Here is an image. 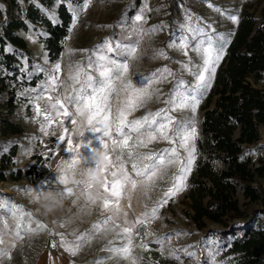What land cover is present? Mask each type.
Listing matches in <instances>:
<instances>
[{
  "label": "rangeland",
  "instance_id": "374dc122",
  "mask_svg": "<svg viewBox=\"0 0 264 264\" xmlns=\"http://www.w3.org/2000/svg\"><path fill=\"white\" fill-rule=\"evenodd\" d=\"M34 1L39 3L38 0ZM62 1L68 4L72 13L75 8L80 7V5L73 6L70 0H56L51 8L44 6V12L56 20L57 7ZM19 2L21 6L26 7V0ZM262 5L264 0H92L87 9L80 12L75 21L72 20L69 34L64 42V50L55 61L49 59L48 52L41 42V37L47 34L42 25L30 24L28 30L19 29L17 32L26 38L31 51L19 52L21 68L27 78L38 73H42L43 78L35 87L18 88L17 93L27 100L22 102L10 117L24 126V132L4 140L1 151H7L11 144L18 145V153L14 158L15 166L10 167V170L27 169L36 162L35 155L42 156L45 173L40 178L24 176L18 181L0 180V203L11 205V212L7 208H0V241H2L0 250L7 253L0 255V264H37L45 254L50 255V259L56 255L58 259H64L67 264H95L97 261L101 264H132L131 260L106 251L108 248H117L127 243L123 235H116L111 223L106 226L107 230L89 234L92 225L104 219L100 215L99 201L96 205H86L84 197H81L76 204H73V197L61 200L55 195L57 190L66 187L59 183L61 172L58 168L63 166V161L69 155L64 151L68 146L67 139L71 137L75 145L81 139L78 131L85 132V135L88 133L83 121H78L77 125L65 121L62 125L60 121L64 120V117L56 116L50 106L55 103L57 96L63 98L72 91V88L79 87L69 79L78 66L81 68V79L85 70L98 77L95 64L101 53L97 51V46L108 39L113 44H137L138 58L129 60V71L126 74V79L131 80L134 85L139 84L141 78L149 76L160 68L167 67L173 73L166 82L152 85L153 88L161 89L159 99L154 98L147 108L133 112L128 119L141 117L147 112H155L167 106L163 101L168 98V94L178 81H183L180 90L187 92H191L200 83L195 73L202 69L203 61L200 54L195 51V47L208 36L213 38L214 44L216 42L223 44L222 58L216 63L214 73H203L209 86L201 91L200 102L194 113L187 109L171 113L185 121H194L192 127L196 130L194 140L189 142L190 146L195 147V159L191 164L190 172L186 174L183 186L163 207H158L157 201L172 187L173 174L180 167V162L176 161L166 168L163 178L157 181L147 196L144 195L142 188H138L131 193V207L128 206L127 198L120 200L119 207L122 212H127L129 223L137 218L143 219L144 214L148 215V219L143 224H136L131 233V255L136 264H142L144 260L162 264L154 257V251H159L162 257L175 261L176 264H230L228 260L231 255L227 254L224 242L214 236L205 235L187 216L186 211L190 208L187 194L196 162L205 155L199 145L200 140L203 139L202 117L207 95L243 13L249 10L260 18ZM10 8V2L0 0V31L11 17ZM137 15H142L143 19L136 21ZM233 16L237 18L236 21L230 19ZM8 50L12 51L13 47L8 46ZM160 51H163L167 58L157 56ZM89 58L93 62V67L90 69L86 68ZM113 58L120 59L118 56ZM184 65L188 67L185 68ZM1 74L3 71L0 68ZM53 76L57 77L55 83ZM19 78L22 79V76ZM252 82L257 87L264 88V77L258 83L252 78ZM116 83L119 89L120 82ZM49 97L52 99L50 100ZM6 98L7 95L4 94L3 102ZM119 99V97L113 98V116L119 107ZM69 110H72L71 107ZM5 111L4 107H0V115H6ZM48 115L53 119L47 120ZM65 127L68 128V133L64 132ZM62 135L65 136L63 142L59 139ZM238 135L239 131L236 132V136ZM111 147L109 142V154ZM171 147L173 145L167 142H156L139 151L158 152ZM249 147L254 163L263 164L264 127H261V138ZM178 151L181 158L186 160L188 151L184 148H178ZM213 164L218 171L223 168L220 160H215ZM38 168H41L40 164ZM83 171L86 169L82 164L75 169V175L71 170L68 171L67 186L74 187L77 194L80 189L76 188L73 182L84 179L81 176ZM258 184L264 189V177H258ZM37 193L40 194L39 198ZM236 197L243 209H264V199L250 202L242 186H238ZM154 207L157 208L156 218L151 217V210ZM12 213L17 215L13 216ZM259 218L264 220V215ZM37 223L45 225L46 228H37ZM115 223L121 228L124 226L122 217ZM207 224L208 227H222L221 224L210 220H207ZM26 228L36 230L25 231ZM59 234L63 235V241ZM81 234H85L86 239L78 242L79 250L72 255L62 245L75 246L74 242H77L76 238Z\"/></svg>",
  "mask_w": 264,
  "mask_h": 264
},
{
  "label": "trees",
  "instance_id": "16d2710c",
  "mask_svg": "<svg viewBox=\"0 0 264 264\" xmlns=\"http://www.w3.org/2000/svg\"><path fill=\"white\" fill-rule=\"evenodd\" d=\"M5 1L10 2L11 17L0 31L3 71L0 107L6 110V115H0V180L18 181L24 176L42 177L45 163L42 156L35 155L36 162L27 169L10 170L15 166L18 145L11 144L7 151H1L4 140L24 132V126L10 117L27 100L17 93L18 88L35 87L43 78L42 73L27 78L22 70L19 52L31 51L26 38L17 31L28 30L30 24L42 25L47 34L41 37V42L49 59L55 61L64 50L73 13L65 1L58 4L56 20L43 10L44 6L51 8L56 0H38L39 3L26 0V7L19 0ZM70 3L79 6L83 0H70ZM8 46L13 50H8ZM263 77L264 5L260 18L249 10L243 13L209 90L203 107V139L199 145L205 155L196 162L187 194L190 200L187 216L205 235L224 242L227 254L231 255L230 264H264V220L259 218L264 215V209H243L236 197L238 186H242L250 202L264 199V189L258 184V177H264V163H254L249 147L261 138V127H264V88L252 82V78L261 82ZM4 94L7 98L3 102ZM215 160L223 164L219 171L214 167ZM207 220L222 227H208ZM153 254L162 264H176L162 257L159 251ZM142 264L154 263L144 260Z\"/></svg>",
  "mask_w": 264,
  "mask_h": 264
},
{
  "label": "snow or ice",
  "instance_id": "6c2138e0",
  "mask_svg": "<svg viewBox=\"0 0 264 264\" xmlns=\"http://www.w3.org/2000/svg\"><path fill=\"white\" fill-rule=\"evenodd\" d=\"M92 0H83L80 7L73 10V19L78 17L80 12L85 11ZM142 15L135 17L136 21H141ZM236 21V17H230ZM221 39H223L221 37ZM97 51L101 53L95 64L98 70V77L93 76L89 71L83 72L81 79V68L78 66L76 72L69 79L78 84L79 87L72 88V91L65 97L57 96L51 108L56 116H63L65 121L72 125H77L78 121L85 123L86 132L78 131L81 138L73 144V139H67V147L64 149L69 155L63 161V166L58 168L61 172L59 183L65 185L63 189L55 192L61 200L66 197H73L72 203L76 204L81 197H84L86 205H96L100 202V215L103 221L92 225L89 234L107 230L106 226L113 225V231L117 236L123 235L127 243L117 247L108 248L106 251L114 253L117 257L131 260L136 264L132 257L131 233L136 224H143L148 215L144 218H137L129 223L127 212H122L119 203L121 199L127 198L128 206L131 207V193L138 188L143 189L145 196L155 187L158 180L163 178V173L169 165L176 161L180 162V167L173 174L172 187L163 193V197L157 201L158 207H163L171 196L183 186L186 174L191 170L195 156L194 145L190 146V141L194 140L196 130L192 127L194 121H185L173 116L171 113L190 110L195 112L200 102V93L209 86L205 79L204 72L214 73L215 65L222 58L223 44L216 42L208 36L195 47V51L200 54L203 67L195 73L196 79L200 82L191 92L181 91L180 85L183 81H178L176 86L168 94V98L163 101L166 107L159 108L155 112H147L145 115L129 120L128 117L141 108H147L148 104L154 99H159L160 88H153V84L166 82L173 73L167 67L157 69L147 77L139 80V84L134 85L126 74L129 71V60L137 59V44H113L112 41H105L97 46ZM215 53V55H214ZM187 53L185 52V55ZM114 56L120 59H114ZM157 56L167 58L163 51ZM93 67V62L89 58L86 68ZM185 68L188 65H184ZM59 66L57 65V69ZM53 83L57 77L53 76ZM117 81L120 82L119 89ZM114 97H119V107L113 116L112 101ZM51 100L52 97H49ZM71 107V111L69 110ZM39 112V109H37ZM47 120L53 119L50 115ZM68 128L64 132L68 133ZM60 141L65 140V136H60ZM109 142L111 143V154H109ZM156 142H167L173 147L161 149L158 152H142L139 149H146L149 145ZM178 148L188 151L187 159L181 158ZM83 149V150H81ZM83 165L86 171L81 172L84 179L74 181V186L79 188V194L74 191V187H68V171L71 170L75 175L78 165ZM37 193V198H39ZM0 208H7L11 212V205L0 203ZM19 209L17 210V213ZM17 213H12L16 216ZM31 215V214H27ZM157 208L151 210V217L156 218ZM123 218L124 226L121 228L115 221ZM5 226L7 222L5 221ZM19 227V225L17 226ZM37 228L45 229L46 226L37 223ZM36 229L26 228L25 231H35ZM19 234V233H17ZM61 240L64 237L62 234ZM86 239L85 234L77 236V242L63 244L65 250L75 255L79 250L80 244ZM2 242V241H0ZM55 247V244H53ZM146 247V245H141ZM0 255H7L0 250ZM10 258V257H9ZM95 264H101L100 261Z\"/></svg>",
  "mask_w": 264,
  "mask_h": 264
},
{
  "label": "crops",
  "instance_id": "0c3cea01",
  "mask_svg": "<svg viewBox=\"0 0 264 264\" xmlns=\"http://www.w3.org/2000/svg\"><path fill=\"white\" fill-rule=\"evenodd\" d=\"M50 255L45 254L42 256L37 264H67L64 259H58L56 255L50 259Z\"/></svg>",
  "mask_w": 264,
  "mask_h": 264
}]
</instances>
